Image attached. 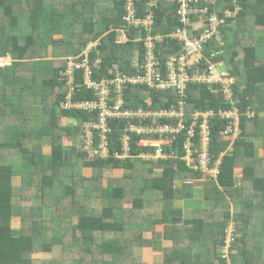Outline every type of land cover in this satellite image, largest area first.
<instances>
[{
	"label": "trees",
	"instance_id": "obj_1",
	"mask_svg": "<svg viewBox=\"0 0 264 264\" xmlns=\"http://www.w3.org/2000/svg\"><path fill=\"white\" fill-rule=\"evenodd\" d=\"M132 1L137 16L152 13L151 34L162 37L156 55L165 64L181 48L171 38L183 27L177 3ZM125 2L0 0V57H11L0 65V264H33V253H50L56 246L61 254L42 264H143L141 254L135 253L138 247L163 252V264H226L220 250L230 222L235 241L241 243L237 251V246L229 250L231 264H264V0L210 2L219 12L239 8L235 25L222 26V42L208 40L202 51L203 63L222 61V70L236 77L232 99L207 84L190 82L186 88L184 108L189 113L216 112L232 103L241 112V134L233 141L223 134L225 120L217 115L210 120L209 153L220 159L215 180H204L180 158L183 135L163 146L174 152L167 159L138 157L139 152L154 148L137 146L135 134L132 156H115L121 152L123 119L109 123L106 158L64 144L65 138H80L82 125L94 121L97 114L61 107L68 91L60 73L64 58L97 41L90 52V60H98L95 79L110 77L114 66L133 76L144 62V42L134 40L137 30L128 28L129 39L117 42ZM205 3L200 0L195 5ZM123 90L124 107L167 106L161 92L146 84L127 82ZM149 96L150 105L144 100ZM92 99L93 92L85 88L73 95L74 101ZM247 109L253 112L250 118ZM256 137L263 140L262 155L254 153ZM47 144L49 153L43 149ZM136 159L146 161L137 164ZM85 168L92 173L85 174ZM110 168L123 169V176L106 177ZM190 182L202 184L203 200L209 204L184 219L176 202L193 198L195 187ZM151 191L160 193L157 224L164 229L148 238L144 236L147 220H156L144 210ZM231 204L238 209L231 210ZM46 208H53L56 215L47 217ZM14 216L20 219L15 231L10 226ZM163 239L170 246H158ZM194 249L200 252L195 255Z\"/></svg>",
	"mask_w": 264,
	"mask_h": 264
},
{
	"label": "built area",
	"instance_id": "obj_2",
	"mask_svg": "<svg viewBox=\"0 0 264 264\" xmlns=\"http://www.w3.org/2000/svg\"><path fill=\"white\" fill-rule=\"evenodd\" d=\"M176 2L178 5L177 15L183 27L171 34L172 39L181 43L178 53L171 54L165 64H162L156 55L157 44L162 41L161 36L151 34L153 25L152 13L145 16H137V10L133 7L132 0H126L122 15L120 30L126 37V30L134 28L139 32L135 39L144 42V62L139 72L133 76L126 75L118 66L111 69L110 77L95 79L93 67L98 60L90 62V50L97 42H90L87 47L77 56H68L64 61V69L60 71L65 80L68 91L61 102L64 109H78L85 112H96L94 121H87L82 125L80 138L83 143L81 149L90 151L93 156L106 158L109 155L110 122L116 119L126 121L125 132L121 137V152L115 156L123 158L131 155L132 134H135L137 146H152L150 151H141L137 155L147 160L156 161L159 158L167 159L174 152L165 151L163 146L170 145L178 135H183L181 148V159L185 164L201 173L204 179L215 180L219 173L220 159H212L209 153L210 142V120L217 115L226 121L223 134L231 141L241 134L240 116L241 112L236 104L225 109L213 111L196 110L187 112L184 108L186 88L190 82L207 84L213 92L220 91L227 99H232L233 88L237 82L228 70H220L219 63H203V46L211 40L216 44L222 42L224 32L222 26L235 25V17L239 8H225L219 12L210 4L213 0H204L205 5H195L200 0H167ZM220 13H223L220 14ZM230 19V20H229ZM193 29L199 30L196 35ZM143 32V34H140ZM4 57H0V65ZM206 60V59H205ZM163 66V68H162ZM140 70L144 74H140ZM127 82L133 84H146L149 88L161 92V98L167 102L166 107L156 109L124 107L123 86ZM80 88L91 90L94 99L88 101H74L73 95ZM179 98L177 99V97ZM151 104V96L144 99ZM248 118L253 112L246 110ZM233 226L226 230L225 244L221 248V257H227L229 250L235 243Z\"/></svg>",
	"mask_w": 264,
	"mask_h": 264
},
{
	"label": "crops",
	"instance_id": "obj_3",
	"mask_svg": "<svg viewBox=\"0 0 264 264\" xmlns=\"http://www.w3.org/2000/svg\"><path fill=\"white\" fill-rule=\"evenodd\" d=\"M262 139H261V143L259 145H256L255 148H257L259 150V154L258 155H261L263 154V149H262ZM108 177H112V176H108ZM237 178H239V176H237ZM240 179V178H239ZM16 183V181H15ZM239 183V182H238ZM201 192V191H200ZM198 193L199 194V197H196V198H193L194 201L199 199V202H194V204L192 203L191 200L193 199H184V200H181V201H184L183 202V205L184 207L182 208V206L179 205L178 203V206L181 207V209L184 210H189L191 208V213H189L188 216H184L183 218L184 219H187V218H191L194 214V211L196 210H200L201 208L207 206L206 204V201L203 200V194L202 192L201 193ZM196 194V193H195ZM160 193L157 192V191H151V192H148L146 194V198H145V206H144V210H146L147 213L149 214H152V218H160L161 217V202L158 201L160 199ZM202 200V201H201ZM14 201L16 202V199H14ZM191 204L193 205V207H191ZM235 208H238L237 206H234ZM160 209V210H159ZM189 211V212H190ZM235 211V210H234ZM19 217L18 216H14L12 217L11 219V222H10V226L11 228L15 231L19 226ZM155 226L154 225H151V227H148L145 231V237H148V238H152L154 236V232L157 233H160L163 231L164 229V226L162 224H160V226H158L156 229L154 228ZM170 241L169 240H166V239H163L161 240L159 243H157L158 246H170ZM241 243L240 242H236L234 243L233 247H236L234 249V252L237 251V249H239ZM140 248V254L142 256V260H143V264H157L155 263V260L158 259V262L160 264H163V260H164V254L163 252H158V251H155L152 247H138ZM193 252L196 254H198L200 251L199 249H194ZM223 252V250L221 251L220 250V253ZM35 253H43V252H35ZM33 253L31 256H32V259L34 260V254ZM228 258V259H227ZM226 260V264H231L230 260H229V257L227 255V257L225 258ZM264 261V259H262ZM33 264H34V261H33ZM215 264H221L219 262H216Z\"/></svg>",
	"mask_w": 264,
	"mask_h": 264
},
{
	"label": "rangeland",
	"instance_id": "obj_4",
	"mask_svg": "<svg viewBox=\"0 0 264 264\" xmlns=\"http://www.w3.org/2000/svg\"><path fill=\"white\" fill-rule=\"evenodd\" d=\"M231 26V25H230ZM196 26L195 25H193L192 26V32H195L193 29L195 28ZM8 59V60H7ZM11 60V57L10 56H6V57H4V59H2L1 61L2 62H9ZM134 63L135 64H137V60H136V56H135V58H134ZM219 69L220 70H222L223 68L222 67H219ZM263 114H264V112H263ZM63 122H66V123H70V122H73L74 123V121H72V120H63ZM249 124H251L250 122H249ZM63 141H64V144H72L73 146H75L77 149H81V146H83V143H82V141H81V138H79L78 136L76 137V138H65V139H63ZM261 143V137H256L255 139H254V145L256 146V145H259ZM262 144H263V140H262ZM44 152L45 153H49L50 152V150H51V147H50V145L49 144H47V145H45L44 146ZM254 153H255V155H258L260 152H259V150L257 149V148H255V151H254ZM262 155V154H261ZM145 162L146 160H138V159H136L135 160V162L137 163V164H140L141 162ZM106 173H105V176L106 177H108V176H113V177H120V176H123V174H124V170L123 169H107L106 171H105ZM84 173L85 174H91L92 173V171L89 169V168H85L84 169ZM203 178V177H202ZM204 179V178H203ZM204 180H207V179H204ZM236 182L238 183H240L241 182V180L239 179V178H236ZM189 183V182H188ZM194 187H195V193L196 194H194V196H193V198H196V197H199V192L201 191V186H202V184L201 183H193V182H190ZM201 193V192H200ZM192 198V199H193ZM64 201H65V203L66 204H69L70 205V197L69 196H66V198L64 199ZM158 201H160L161 202V200L159 199ZM192 201V203L194 204V202H199V199H197V200H195L194 201V199L193 200H191ZM202 201V200H201ZM183 202L184 201H178V202H176V204L178 205V203H179V205L180 206H182V208L184 207V205H183ZM97 205H100V203H96ZM206 204H209V203H206ZM234 206H236V205H234ZM233 206V204H231V210H237L238 208H235ZM191 207H193V205L191 204ZM160 210V209H159ZM191 208L189 209V210H184L183 211V209H182V213H183V217L185 216H188L189 215V213L190 214H192L191 213ZM190 211V212H189ZM45 215L47 216V217H50V216H55L56 215V213L54 212V209L53 208H46L45 209ZM156 220H147V226L146 227H151V225H154L155 227V229L158 227V226H160V224H157V219L158 218H155ZM74 221H75V218L73 219ZM19 224H20V220H19ZM19 226V225H18ZM232 226H233V223L232 222H230L229 224H228V230H231L232 229ZM47 233H48V231H47ZM135 253H137V254H140V248H135ZM61 254V251H60V248L59 247H54L53 248V250L52 251H50V253H35L34 254V264H42V261L43 260H46V259H48V258H56V257H58L59 255ZM221 256V255H220ZM228 259V258H227ZM155 263H157V264H160L159 262H158V259H156L155 260Z\"/></svg>",
	"mask_w": 264,
	"mask_h": 264
},
{
	"label": "clouds",
	"instance_id": "obj_5",
	"mask_svg": "<svg viewBox=\"0 0 264 264\" xmlns=\"http://www.w3.org/2000/svg\"><path fill=\"white\" fill-rule=\"evenodd\" d=\"M123 23V22H122ZM121 27V26H120ZM120 27L119 28H116V32H117V42H125V41H127L129 38H128V36H127V33H126V37L124 36V34L120 31V30H118V29H120ZM126 32H127V30H126ZM134 40H136L135 38H134ZM137 41V40H136ZM92 42H97V41H92ZM97 45V44H96ZM96 45L95 46H93L92 48H91V50L94 48V47H96ZM87 47V46H86ZM85 47V48H86ZM84 48V49H85ZM91 50H90V52H91ZM82 53V52H81ZM80 53V54H81ZM79 55V54H78ZM73 56H77V55H73ZM89 58H90V55H89ZM90 62H91V64L93 65V62L90 60ZM95 62V61H94Z\"/></svg>",
	"mask_w": 264,
	"mask_h": 264
},
{
	"label": "bare ground",
	"instance_id": "obj_6",
	"mask_svg": "<svg viewBox=\"0 0 264 264\" xmlns=\"http://www.w3.org/2000/svg\"><path fill=\"white\" fill-rule=\"evenodd\" d=\"M8 60V59H7Z\"/></svg>",
	"mask_w": 264,
	"mask_h": 264
}]
</instances>
